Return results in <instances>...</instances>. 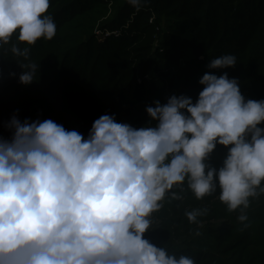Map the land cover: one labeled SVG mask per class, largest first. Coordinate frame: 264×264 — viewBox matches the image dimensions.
<instances>
[{
  "label": "clouds",
  "instance_id": "1",
  "mask_svg": "<svg viewBox=\"0 0 264 264\" xmlns=\"http://www.w3.org/2000/svg\"><path fill=\"white\" fill-rule=\"evenodd\" d=\"M128 3L139 11L142 0ZM49 7L50 0H0V44L14 34L27 45L52 40ZM236 64L223 55L208 68ZM36 67L19 82L30 85ZM199 83L195 103L185 95L156 100L138 129L102 115L87 138L14 114L6 123L11 139L0 138V264H195L143 238L166 195L181 199L172 190L185 183L198 200L219 189L228 211L247 221L250 198L264 194V100L245 101L227 73H206ZM217 145L228 148L219 169L206 163ZM206 211L186 216L196 223Z\"/></svg>",
  "mask_w": 264,
  "mask_h": 264
},
{
  "label": "trees",
  "instance_id": "2",
  "mask_svg": "<svg viewBox=\"0 0 264 264\" xmlns=\"http://www.w3.org/2000/svg\"><path fill=\"white\" fill-rule=\"evenodd\" d=\"M46 14L56 24L52 40L27 45L14 34L0 44V138L11 139L14 114L22 123L51 119L85 138L106 114L138 129L156 100L185 95L195 103L206 73L237 79L245 101L264 100V0H142L139 11L128 0H50ZM13 46L28 48L27 57ZM223 55L237 64L208 68ZM31 65L34 81L25 86L19 77ZM227 153L217 145L206 163L219 169ZM172 192L181 199L166 195L143 238L195 264H264V194L250 198L242 223L219 189L200 200L186 183ZM196 209L207 211L189 222Z\"/></svg>",
  "mask_w": 264,
  "mask_h": 264
},
{
  "label": "rangeland",
  "instance_id": "3",
  "mask_svg": "<svg viewBox=\"0 0 264 264\" xmlns=\"http://www.w3.org/2000/svg\"><path fill=\"white\" fill-rule=\"evenodd\" d=\"M114 33H116V31H114ZM97 34H98V36H102V33H100V32H97ZM1 118V117H0ZM34 121H36V120H34ZM33 122V121H32ZM216 204V200H214V201H211V202H209L208 204H207V207L208 208H211L212 206H214ZM151 218H152V216H151Z\"/></svg>",
  "mask_w": 264,
  "mask_h": 264
},
{
  "label": "built area",
  "instance_id": "4",
  "mask_svg": "<svg viewBox=\"0 0 264 264\" xmlns=\"http://www.w3.org/2000/svg\"><path fill=\"white\" fill-rule=\"evenodd\" d=\"M114 32V31H113ZM107 34H109V33H107Z\"/></svg>",
  "mask_w": 264,
  "mask_h": 264
}]
</instances>
